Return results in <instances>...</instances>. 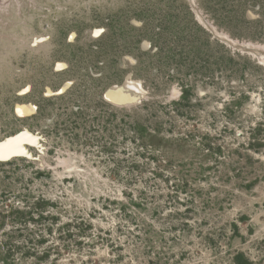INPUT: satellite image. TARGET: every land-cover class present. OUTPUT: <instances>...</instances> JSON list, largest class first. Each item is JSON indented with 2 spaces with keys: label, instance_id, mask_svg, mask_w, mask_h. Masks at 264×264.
Returning <instances> with one entry per match:
<instances>
[{
  "label": "rangeland",
  "instance_id": "374dc122",
  "mask_svg": "<svg viewBox=\"0 0 264 264\" xmlns=\"http://www.w3.org/2000/svg\"><path fill=\"white\" fill-rule=\"evenodd\" d=\"M5 1L0 264H264V0Z\"/></svg>",
  "mask_w": 264,
  "mask_h": 264
},
{
  "label": "bare ground",
  "instance_id": "6f19581e",
  "mask_svg": "<svg viewBox=\"0 0 264 264\" xmlns=\"http://www.w3.org/2000/svg\"><path fill=\"white\" fill-rule=\"evenodd\" d=\"M237 46L240 47L242 50H245V51L249 50L250 53L257 55L260 60H264V50H262V48L256 47L254 45L248 46L245 44H242V45L237 44ZM59 64L62 66V65H64V62H60ZM144 91L145 90L143 88L141 81L128 78V80L124 83L123 86H119V87L116 86V87L112 88L110 93H109V96L112 98V100H114L116 102L126 103V102H130L132 100L139 99L141 97L142 93H144ZM17 109H20L26 115H31L34 113L35 106L32 103H28V102L25 103L24 102V103H18ZM23 133L29 134L28 136L25 137V141H31V142L38 141V137L34 136L35 134L33 135V134L29 133L28 131L22 132L21 134H19L17 136H20ZM28 154H29V151H28Z\"/></svg>",
  "mask_w": 264,
  "mask_h": 264
},
{
  "label": "snow or ice",
  "instance_id": "6c2138e0",
  "mask_svg": "<svg viewBox=\"0 0 264 264\" xmlns=\"http://www.w3.org/2000/svg\"><path fill=\"white\" fill-rule=\"evenodd\" d=\"M94 35H99V31L94 33ZM19 115H23V112L20 109H17ZM28 133H23L20 136L12 137L3 142H0V160L10 159L13 155H24L27 156L28 153L24 148L25 137L28 136Z\"/></svg>",
  "mask_w": 264,
  "mask_h": 264
},
{
  "label": "water",
  "instance_id": "95a60500",
  "mask_svg": "<svg viewBox=\"0 0 264 264\" xmlns=\"http://www.w3.org/2000/svg\"><path fill=\"white\" fill-rule=\"evenodd\" d=\"M247 51H249V50H247ZM32 134V133H31ZM34 135V134H33ZM35 136V135H34ZM26 143H28V144H34L35 145V141L34 142H26ZM24 148H25V150L27 151V153H28V149H27V147L26 146H24ZM13 156H22V155H13Z\"/></svg>",
  "mask_w": 264,
  "mask_h": 264
}]
</instances>
